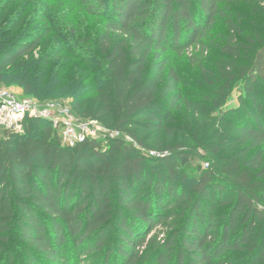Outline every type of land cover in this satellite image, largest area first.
<instances>
[{
	"label": "trees",
	"instance_id": "obj_1",
	"mask_svg": "<svg viewBox=\"0 0 264 264\" xmlns=\"http://www.w3.org/2000/svg\"><path fill=\"white\" fill-rule=\"evenodd\" d=\"M10 1L0 13V84L39 100L71 98L77 117L130 140L63 146L49 121L28 117L21 132L4 130L7 263L17 236L29 264H229L235 253L264 264V33L247 24L264 0ZM37 23L42 33L27 30ZM193 44L196 102L207 105L197 119L199 104L169 61ZM212 50L219 56L208 68ZM235 89L244 113L236 121L225 108ZM182 110L191 111L186 123L174 116ZM157 225L164 236L139 252Z\"/></svg>",
	"mask_w": 264,
	"mask_h": 264
},
{
	"label": "rangeland",
	"instance_id": "obj_2",
	"mask_svg": "<svg viewBox=\"0 0 264 264\" xmlns=\"http://www.w3.org/2000/svg\"><path fill=\"white\" fill-rule=\"evenodd\" d=\"M11 1L10 0H0V13H2V11L4 9H1L2 7L4 8L6 6V4L10 5L11 7ZM62 3L64 5H67L68 2L62 0ZM19 4V3H18ZM64 5L61 6L62 9H64V11H67L68 13L70 12L71 13V17L73 16H76L77 18L75 19H79L82 18L80 16L79 13H77L79 11V9H73V11H70V10H66L64 7ZM264 14L262 15H255L253 16V19L252 21H249L250 23H247V24H252L253 22V26H256L258 27V29H262V33H264V24H259V23H262V19H264ZM96 22L94 21L91 25L94 26ZM88 24V23H87ZM41 23H37L36 25H33V26H29L27 28V30H30V31H34V30H38L42 33V31L40 30L41 27H40ZM222 25L220 24H217L215 27L220 29L221 30V27ZM251 27H253L252 25H249ZM218 30H213L212 29V36H216L218 34ZM30 33V32H28ZM32 33V32H31ZM39 33V34H41ZM211 34V31L209 32ZM209 38V37H207ZM42 46L43 44H41L33 53L36 56L39 55V53L42 51ZM194 44L191 45L190 49L188 52H185L184 54H182V56L178 57L176 56L175 54L172 55V58H170V63L172 65H175L176 66V69L177 71L179 72L180 76H181V91L183 92L184 95H186L187 97H189V99H193L195 100L194 102L196 101H199V97L195 95L196 91L199 90L200 88V84H201V75H200V71L196 68V61L193 62V60H190L191 57H189L192 52H194ZM198 49V47H196V50ZM213 52V54H211ZM211 53H205L204 54V57L207 58L206 60V66L209 68H211L214 64L213 62H215V60L217 58H215V56H211V55H216V56H219V52L218 51H215V50H212ZM3 88H6L8 91L14 93L18 98H22V97H25V98H30L34 101H36L37 103H40V102H46V101H53V100H58V101H63V102H66L68 103L70 106H71V103L73 101V99L71 98H58V99H48V100H39L35 97H31V96H25L23 95V91H22V88L18 87V86H14V85H11V86H6V85H2L0 84ZM239 92L237 89L233 90L232 93H231V96L229 99H227V102H226V105H225V108L227 110H234V112L232 114H228L227 117H233V120H237L239 118H243L244 116V113L242 111H239L238 109L241 108V104H240V101H239ZM258 95L259 97L261 98V100L263 101V108H262V116H263V119H261L262 123L264 124V84L260 85L259 88H258ZM199 104V114L198 115H192L191 116V119H197L200 117V114H206V111H207V105L205 103H202V102H196ZM202 103V104H201ZM72 108V107H71ZM73 110V109H72ZM74 113V112H73ZM191 111L190 112H186L185 110H182V113L179 114V113H174V116H176L177 119H180V120H185V123H186V120H187V117L186 115H190ZM179 120V121H180ZM206 124V123H205ZM205 129V125L203 126V130ZM22 131V129H21ZM4 134V129L0 128V137L1 135ZM162 139L164 140L165 137L164 135L162 134L161 135ZM98 140H101L102 141V144L104 145V148H107L108 147V142L107 140H109V138L104 135V133H101L100 136L97 138ZM142 151H146L145 149H141ZM196 162L195 163H192V165L190 167H188L186 169V171L192 173V170L194 169V166H195ZM203 166L205 167L206 165L203 163ZM226 209L227 207H219L217 209V212L219 213H226ZM220 221V220H219ZM164 232H165V229L163 228L162 225H157L155 226L154 228H150V230H147L146 233H145V241L141 244L140 248L138 249L139 252L141 251H145V249L149 246V239L150 237H152L153 235H158V237L161 239L163 236H164ZM19 236V235H18ZM14 245H13V249L14 251L12 252V257H14L13 261L10 263V264H29L26 260V256L24 255V252L22 251V242H20V239L19 237L15 236V241L13 242ZM149 248V247H148ZM176 253V252H175ZM175 253H173V255L175 256ZM68 254V252H67ZM240 254H234L233 256L230 257V259L232 260V263H229V264H242V260H239L238 257H239ZM68 256V255H67ZM7 254L6 253H1L0 254V264H8L7 263ZM71 258V256H70ZM88 257H86L87 259ZM93 263L95 264L96 262H94L93 260L91 259H87V261L85 262H82L81 264H90ZM173 258L169 259V261L167 262V264H173ZM80 264V263H79ZM110 264H114L113 260L110 261Z\"/></svg>",
	"mask_w": 264,
	"mask_h": 264
},
{
	"label": "built area",
	"instance_id": "obj_3",
	"mask_svg": "<svg viewBox=\"0 0 264 264\" xmlns=\"http://www.w3.org/2000/svg\"><path fill=\"white\" fill-rule=\"evenodd\" d=\"M25 117L49 121L57 129L63 146L73 147L86 139H97L101 133L109 139L124 136L130 140L122 133L107 130L96 119L77 117L66 102L53 100L37 103L30 98H18L0 85V128L21 132ZM150 154L157 155L155 151H150Z\"/></svg>",
	"mask_w": 264,
	"mask_h": 264
}]
</instances>
